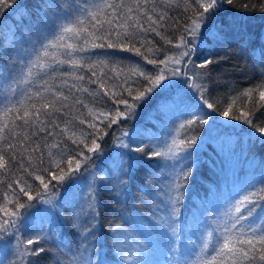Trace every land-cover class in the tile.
<instances>
[{
	"label": "snow or ice",
	"instance_id": "snow-or-ice-1",
	"mask_svg": "<svg viewBox=\"0 0 264 264\" xmlns=\"http://www.w3.org/2000/svg\"><path fill=\"white\" fill-rule=\"evenodd\" d=\"M220 2L64 0L63 4L56 5L58 12L40 16L35 29L29 28L27 33L19 32V47L0 52L5 60L0 65V94L3 95V107H0V174L10 181L0 180V184L8 190L0 200V264H41L45 254H51L54 264H108L106 259L95 261L89 256V244L97 240L96 229L100 224L96 189L89 187L85 201L87 211L84 207L74 211L75 223L62 219L58 209L63 202L57 204L51 198L45 199V195L49 193L50 185L56 188L69 180L77 183L74 177L81 168V158L83 161L90 159L83 150L89 153L100 151L98 140L107 135L98 123L107 121L106 126L110 127L125 116L126 112L119 108L108 112L97 109L94 105L101 100L111 99L115 105H124L125 110L130 112L137 107L136 101L144 100L159 87L161 93L170 91L175 94L170 99L176 108V118H184L179 123V130L195 131L209 123L212 113L206 109L213 112L218 109L205 97L210 89L201 81L211 79L208 73L193 72L185 80H170L165 75V68H159L153 75L144 71L139 63L122 66L123 61L113 57L117 52H128L149 65L167 67L171 64L169 74L172 77L187 76L175 65L186 63L192 64L193 68L204 69L216 63L205 59L194 64L192 57L197 56V44L195 39L190 41L188 37L199 36L202 27L204 34L213 41L226 37L227 33L220 35L223 27L215 26ZM227 2L232 3V0ZM169 6H183L184 11H190L192 15L182 25L176 45L182 49L179 58L165 55L163 59H158L156 54L160 50L147 37L149 33H154L166 43H172L161 32L171 17L167 11H157ZM37 7L43 11L42 4ZM9 8L12 9L9 15L23 9L21 23L32 16L28 6L20 4L19 0H0V27L4 12ZM234 23L226 20L219 22L229 28ZM16 34L13 33V38L9 40L12 45L17 44L14 39ZM5 38L8 39L7 36ZM142 48L144 51H141ZM22 49L27 51L22 53ZM10 51L16 53L15 57L9 54ZM261 56L264 57V49ZM130 76L142 77L147 86L135 90L133 95V89L123 87ZM165 80L168 83L160 87ZM117 88L121 90L117 91ZM124 91L132 97L133 103L124 98ZM253 96L258 98L253 108L256 109L257 105L264 107V83L230 97L219 115L227 117L231 113L232 120L250 125L259 134L258 139L264 142V126L253 122L255 113L252 109H238L237 113H233L238 99L251 102ZM84 110L90 119L82 118ZM85 124L91 132H85ZM69 142L75 147L69 148ZM135 142L131 139L121 143V147L128 149L126 154L143 153L133 157L135 160L161 157L166 162L165 167L172 169L170 182L156 192H145V196L154 199L158 215L154 213L153 221L157 232L167 236L170 245H175L181 237L179 212L193 167L185 166L184 162L192 155L188 149L196 146L197 137L185 135L177 139L173 136L170 143H158L148 152L141 146L132 148L131 144ZM169 160L171 164L167 163ZM13 170L22 172L23 176L12 179ZM25 177L32 179L33 183L38 182L35 189ZM53 181L57 183L53 184ZM157 195L160 197L158 200L155 199ZM25 197L26 200H22ZM33 201L50 207L37 209L31 214L21 212L22 209L35 207ZM72 208L74 210L75 205ZM41 211L43 216L37 223V215ZM81 216H87V219L80 221ZM201 223L202 226L196 229L199 236L195 238L188 257L179 259L183 253L177 247L172 248L177 254L172 264H264V176L234 184L221 207ZM65 227L73 231L77 248L74 249L62 238ZM32 231L36 232L35 236L25 235ZM57 233H61V238H57ZM125 235L127 230L121 224L112 228L113 251L120 249L117 264H125L127 248L121 247ZM12 240H15V245ZM189 240L192 241L193 237L190 236ZM48 245H54L56 251L53 253ZM92 248H95L94 243ZM143 249L144 245H140V254H143L140 251ZM61 257L64 259L61 260ZM133 264H139L138 256Z\"/></svg>",
	"mask_w": 264,
	"mask_h": 264
},
{
	"label": "trees",
	"instance_id": "trees-1",
	"mask_svg": "<svg viewBox=\"0 0 264 264\" xmlns=\"http://www.w3.org/2000/svg\"><path fill=\"white\" fill-rule=\"evenodd\" d=\"M63 2L64 0H19L20 4L28 6L32 12L31 18L25 19L22 23L20 22V15L23 9L15 15H9L12 12L11 8L6 10L2 27H0V52L19 47V32L27 33L29 28L35 29L40 16L45 13L51 16L58 12L59 9L56 5L63 4ZM41 4L43 5L42 12L37 7ZM160 10L167 11L168 16L171 17L166 22L167 27L161 29V32L172 43H166L164 39L154 33H149L147 39L152 41L155 47L160 50L156 54L157 58L163 59L165 55L171 57L180 52L181 48L176 47V45L179 43L182 25L188 21V17L192 13L190 11L185 12L183 6L157 9V11ZM217 12L218 15L215 17L217 24L215 26L223 27V32L220 35L223 36L224 33H227L226 37L213 41L211 37L204 34L203 27L199 36L188 37L190 41L195 39L197 44V56L192 57L194 64H199L205 59H212L216 63L208 65L204 69L193 68L192 64L186 63L175 65L181 69L182 73H189V77L192 76L193 72L210 75L211 79H205L201 82L210 89L209 92L205 93V97L209 99V102L214 103L218 109L216 112L211 109L207 110L212 113L211 119L217 126L216 130L210 129L211 119H209L210 123L195 131L179 130V126L174 129V136L177 139H182L185 135L197 137L196 146L188 149L192 155L184 162L185 166L193 165V167L179 212L181 237L177 244L170 245L169 238L157 232L153 221V215L156 213L155 202L152 197L145 196V192H156L161 187L166 186L170 181L172 169L165 167L166 162L161 157H145L143 160L133 159V157L142 156L143 153L126 154L128 149L121 147V143L117 140L118 134L123 129L132 128L136 137L133 148L141 146L144 147L145 152H148L151 147L159 143L157 139L159 137L158 132L161 130L159 122L162 114L158 111L160 100L157 99L159 98L157 96L161 94L160 88L158 87L144 100L136 101L137 107L130 112L125 110L124 105H115L111 99L106 98L94 106L105 112L119 108L120 111L126 112L125 116L110 127L106 126L107 121L104 124L98 123V127L107 135H103V139L98 140L101 146L100 151L89 153L86 149L83 150L84 155L89 156L90 159L83 161L81 158V168L74 177L77 183H71L69 180L59 187L52 188L50 185L49 188V194L52 195L51 198L54 202L57 204L63 202V206L58 210L60 213L62 210V219L69 223L76 222L74 211L78 212L81 207L87 211L86 204L84 205L80 200L83 197L81 195H83L85 183H88V187L91 186L96 189L100 224L96 229L97 240L89 244L91 259L95 261L106 259L108 264H117L120 249L117 248L113 251L112 247L115 244L112 228L116 224H121L127 230V235L122 237L123 244L121 245V247L127 248L124 257L125 264H133V260L137 256L139 264H172L177 259V254L172 251L173 247L179 248L180 252L183 253L179 259H184L188 257L195 238L199 236V232L196 231L197 227L202 226L201 222L206 216H210L213 211L221 207L224 198L231 192L234 184L246 180H256L264 176V142L258 139L259 134L255 133V130L243 121L232 120L231 113L227 117L219 115V111L223 110L230 97L245 89L256 88L264 83V57L261 56V50L264 49V0H232V3L221 0ZM221 20L234 21L235 23L229 28L227 25H220ZM40 26L42 27V25ZM13 33H17L14 37L17 41L16 45L9 43V40L13 38ZM136 46L139 47V44ZM21 51L24 53L27 49ZM141 51L144 49L142 48ZM9 54L13 57L16 55L15 52L11 51ZM113 59L122 60V66L139 63L144 71L153 75L159 68H165L167 76L169 74L167 69L171 66V64L167 67L165 65H149L140 57L128 52H117ZM184 59L187 60V58ZM4 62V57L0 55V65H3ZM125 72H127V68H125ZM175 78L185 80L187 76L181 75ZM163 83L160 87L163 86ZM146 86L147 81L136 76H130L128 83L123 85L124 88L133 89V95H135V90H142ZM91 87L96 86L92 85ZM116 90L120 91L121 89L117 88ZM123 95L130 104L133 103L132 97L128 96L127 91H124ZM164 96L167 100L172 101L170 97H173V92H165ZM257 99L256 96H253L251 102H245L244 98L238 99L233 107V113H237L238 109L244 111L252 109L255 113L253 122L264 126V107L257 105L256 109L253 108ZM0 107H3L2 94H0ZM84 112L85 115L82 118L90 119L87 117V111L84 110ZM83 129L86 133L92 131L87 128V124L83 126ZM209 130L214 132L216 136L211 137ZM74 147L69 142V148ZM221 148L223 150L222 155L220 154ZM236 150L240 152L245 150V159L249 157V160H242V163L237 162L232 165L231 158ZM120 158L129 159L126 165L120 166L123 169L121 173L118 169ZM217 159L220 160L217 161ZM45 161H47L46 156ZM167 163L171 164L172 161L169 160ZM91 170L94 171V174L89 179L87 174ZM20 176H23L22 172L13 170L12 179ZM25 178L29 179V183H33L32 179ZM0 180L10 182L3 174H0ZM121 181H123V186H121ZM56 183L53 181V184ZM37 185L38 182L33 183V188L35 189ZM66 188L68 189L66 190ZM5 191L8 190L3 184H0V200L3 199ZM32 194L35 195V191ZM8 198L11 199V195ZM159 198L158 195L155 197L157 200ZM22 200H26V197ZM73 205H75L74 210ZM30 210V208L22 209L21 212L28 214ZM156 214L158 215V213ZM39 216L43 215L41 213L37 215V223L40 222ZM85 219L87 216L80 217V221ZM27 233L36 234L35 231ZM190 236L193 237L192 241L189 240ZM57 238H61V233H57ZM62 238L71 243L74 249L78 247L71 229L65 227ZM93 243L95 244L94 249L92 248ZM140 245H144V249L140 250L143 254L138 251ZM48 247L52 248L53 253L56 251L54 245H48ZM93 251H95V255H92ZM129 254L131 258H129ZM50 255L45 254L41 264H54ZM63 259L61 257V260Z\"/></svg>",
	"mask_w": 264,
	"mask_h": 264
},
{
	"label": "rangeland",
	"instance_id": "rangeland-1",
	"mask_svg": "<svg viewBox=\"0 0 264 264\" xmlns=\"http://www.w3.org/2000/svg\"><path fill=\"white\" fill-rule=\"evenodd\" d=\"M180 51H182V50L180 49ZM179 53L180 52H178L177 54H175V56L177 58H179ZM171 67H172V65L169 66L167 70H169ZM165 75H166V73H165ZM167 76H168V79H170V80H177V78L170 76V74H168ZM188 77H189V73L187 74V78ZM163 82H162L163 84L168 83V80H165ZM174 95L175 94L173 93V97H174ZM157 97H159L157 99L160 100L159 101V105H158V111L162 114L161 115L160 122H159L160 127H161V130L158 132L159 133V137L157 139V142H159L160 144H162V142L168 141L170 143L172 137L175 135V130L174 129H177V127L179 126L180 121L182 119H184V118L183 117H181L180 119H177L176 118V108H175V105L172 104V101H169V100H167L165 98L164 93L159 94ZM206 110H208V109H206ZM211 122L212 123L209 122L210 123V129L211 130H216V127L217 126L214 124L213 119H211ZM211 130H209L210 136L211 137H215L216 134L214 132H212ZM125 133H127L128 135L125 136L124 135ZM134 134L135 133H134V131H133L132 128H130V129H123L118 134L117 140H119L120 143H122V142H130L131 139L136 138ZM131 147L133 148L134 147V144H131ZM221 152L223 153L222 148L220 150V154H221ZM219 160L220 159H217V161H219ZM242 160H245V161L246 160H249V157H247L245 159V150H243L241 152L239 150H236L235 153H234V155H233V157L231 158L232 165H235L237 162L242 163ZM128 161H129L128 158H120V160H119L120 164H119V168H118L120 173L122 172V169H121L120 166L122 164L123 165L124 164L126 165V163ZM119 172L117 171V174L118 175H119ZM92 174H94V171L93 170H91V171L88 172L87 177L90 179L91 176H92ZM67 189L68 188H66V190ZM83 190H84L83 191V195H81L83 197L80 198V200L85 205V201L87 200L88 191H89L88 183H85V188ZM51 196L52 195H50L48 193V194L45 195V199H49V198H51ZM62 198H63V196H62ZM51 199H53V198H51ZM32 203L35 206H38V207L37 208L35 207L36 209L34 207L33 208H30L31 210H30V213H28V214L34 213L37 209H41L42 210L44 208L50 207V205L43 204L42 202H38V201H33ZM40 213H41V215H43V212L42 211ZM40 213H38V215H40ZM61 214H62V210H61ZM25 235L26 236H35L34 234H28V233H26ZM12 244L15 245V240H12Z\"/></svg>",
	"mask_w": 264,
	"mask_h": 264
}]
</instances>
